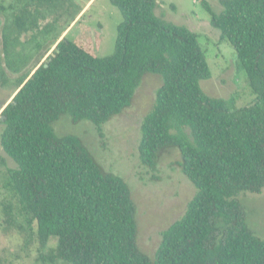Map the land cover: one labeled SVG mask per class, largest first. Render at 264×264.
<instances>
[{
	"label": "trees",
	"instance_id": "16d2710c",
	"mask_svg": "<svg viewBox=\"0 0 264 264\" xmlns=\"http://www.w3.org/2000/svg\"><path fill=\"white\" fill-rule=\"evenodd\" d=\"M109 1L122 20L113 52L98 56L102 35L82 18L80 32L72 28L75 37L63 35L82 12L77 0H12L8 8L0 0V12L10 10L17 30L11 36L8 16L0 20V85L11 80L7 71L15 81L0 112V144L16 164L3 181L15 202L2 203L7 223L15 224V210L40 250L56 238L55 247L41 253L43 261L264 264V239L248 226L238 197L264 189V0H220L218 13L201 0L255 95L240 107L234 96L202 89L211 70L196 32L157 15L156 0ZM22 33H32L38 55L16 49ZM146 73L162 81L141 123L139 159L156 170L176 148L174 163L196 189L182 216L161 232L153 257L137 244V207L127 181L107 170L80 137L58 136L52 127L66 113L73 122L91 121L102 134V125L131 105Z\"/></svg>",
	"mask_w": 264,
	"mask_h": 264
},
{
	"label": "rangeland",
	"instance_id": "374dc122",
	"mask_svg": "<svg viewBox=\"0 0 264 264\" xmlns=\"http://www.w3.org/2000/svg\"><path fill=\"white\" fill-rule=\"evenodd\" d=\"M11 1L1 0L5 7ZM156 1L157 15L167 21L185 25L199 35V42L211 70V77L201 81L202 89L211 96H234L236 107L250 103L255 95L247 84L246 74L237 65L235 50L227 41L219 40L220 30L210 23L209 13L201 0ZM206 1L216 13L222 9L220 0ZM77 2L83 6L82 12L63 35L75 37L76 33L80 32L76 22L82 18L92 33L99 31L102 35L97 55L106 56L112 53L117 25L122 20L120 11L109 0ZM9 11L0 12V20L8 16V29L11 36H14L17 30L11 22ZM66 20L64 16L58 29H61ZM74 27L77 32L72 29ZM36 37L45 45L49 43V40L42 39L38 34ZM34 44L32 33H22L18 35L15 47L34 56L41 51V48L37 49L38 51L33 50ZM20 66L22 67V64ZM23 66L28 67L29 63ZM7 75L11 76V80L4 86L0 85V112L4 103L10 101L15 90L12 74L7 71ZM161 81L160 75L146 73L135 90L131 105L105 122L102 125V134L91 121L82 119L73 122L71 116L66 113L52 123L56 135L74 134L80 137L107 170L127 181L137 207V244L150 257H153L158 248L161 232L182 216L188 201L196 192L194 185L174 163L179 159L176 148L170 149L161 157L156 170L144 166L138 156L141 123L154 105L156 89ZM1 129L0 122V131ZM15 166V162L3 151L0 144V264H71L61 259L54 262L41 260V253H49L50 249L55 247L56 238L51 237L48 246L40 250L34 231L28 230L24 218L15 210L11 216L15 224L7 223L10 216L5 214L2 203L8 200L15 202L10 192L3 187V181L6 168ZM238 197L246 211L248 226L264 239V189L261 193L241 192ZM18 224L26 230L19 229Z\"/></svg>",
	"mask_w": 264,
	"mask_h": 264
},
{
	"label": "water",
	"instance_id": "95a60500",
	"mask_svg": "<svg viewBox=\"0 0 264 264\" xmlns=\"http://www.w3.org/2000/svg\"><path fill=\"white\" fill-rule=\"evenodd\" d=\"M4 118V115H0V120H3Z\"/></svg>",
	"mask_w": 264,
	"mask_h": 264
}]
</instances>
